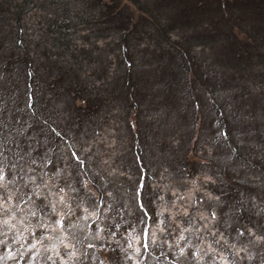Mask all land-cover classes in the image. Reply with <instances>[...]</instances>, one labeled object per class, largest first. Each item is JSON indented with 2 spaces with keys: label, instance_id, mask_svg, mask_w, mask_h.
Wrapping results in <instances>:
<instances>
[{
  "label": "trees",
  "instance_id": "16d2710c",
  "mask_svg": "<svg viewBox=\"0 0 264 264\" xmlns=\"http://www.w3.org/2000/svg\"><path fill=\"white\" fill-rule=\"evenodd\" d=\"M59 1L57 19L46 23L34 8L36 0H0V21L6 27L2 40L8 49L0 69L6 77L0 83V192L11 202L8 211L14 220L0 221V264H132V257L138 264H215L218 252L230 244L239 246H230L227 264H264V116L259 117L264 101L260 105L248 97L264 94L251 89L228 101L222 114L212 86L192 76L189 92L186 61L181 56L176 65L163 52L162 60L170 62L166 68L177 69L166 81L161 108L152 99L153 83L147 92L140 89L142 79L149 82L152 74L136 63L126 44L128 36L146 24L145 9L172 8L186 23L188 9L192 18L199 17L200 8L194 7L203 1L130 0L140 10L134 18L123 0H91L98 16L80 19L76 9H68L69 0ZM25 13L39 16L27 35ZM206 35L201 30L199 38L206 40ZM79 36L84 41L102 36L104 42L88 54ZM40 39L42 51L31 57L28 47ZM112 45L117 58L107 53ZM102 63L109 67L106 73ZM136 66L141 70L132 74ZM180 84L182 101L176 104ZM97 119L115 120L113 136L101 134ZM173 133L177 138L170 143ZM107 137L115 139L113 166L100 150ZM231 161L237 162L240 174L232 178L227 173ZM248 170L260 177L248 179ZM123 172H129L132 181ZM199 174L219 179L204 180L210 189H196L194 194L201 197L196 196L198 203L190 209L208 203L217 210L209 226L221 230L224 241L192 211L189 215L177 209L179 224L166 211L173 198L179 203L188 199L186 183L192 184V176ZM172 184L178 190L167 189ZM57 224L68 230L70 252L60 244L61 251L51 253L50 246L59 242L47 233ZM137 234L140 247L135 251L131 244ZM202 240L212 241L213 249L201 245ZM11 250L18 252L15 259Z\"/></svg>",
  "mask_w": 264,
  "mask_h": 264
},
{
  "label": "rangeland",
  "instance_id": "374dc122",
  "mask_svg": "<svg viewBox=\"0 0 264 264\" xmlns=\"http://www.w3.org/2000/svg\"><path fill=\"white\" fill-rule=\"evenodd\" d=\"M123 1L129 4L130 11L133 12L135 18L136 14L139 13L140 10L137 9L136 5L132 1ZM202 1L203 3L200 5V7H194L200 8L199 17L192 18V8H189V19L186 23H182L184 21L180 20L178 16L180 12H173L172 8L170 9L169 7H163L158 12H155L152 9H145V11L142 12V18L146 20V24H143L144 27L141 29V31L138 30L133 34H130L126 44L128 45L130 55L134 57L136 63L140 66L148 67L150 70L152 79L148 78V80L151 79L149 82H145L144 79H142L144 85H142L140 89L147 92L148 86L153 83L152 91H155V94L152 99H157L156 101L160 104L159 107L163 108V104L165 102L164 98H167L165 96V94L168 93L165 91L167 87L166 81L168 80L170 74L177 69L176 66L173 69L166 68L170 62L163 61L160 55L163 52H167L173 60H171V62L176 65L178 64V60L181 56L186 61L187 72H183L186 76V81L188 82L189 86L193 79L192 76L196 78L197 76L202 77L203 81H206V83L212 86L214 92L218 93V97L220 99L218 108L223 114V106L227 104L228 101H234L237 97H241L245 92L250 91L251 89H256L261 94H264V0ZM36 2L38 3V6L34 8L37 9V12L42 16L46 23H50L51 21H55L57 19L56 10L61 5L59 0H36ZM67 5L68 9L71 11L72 9H76V17H78V19L98 16L97 7L91 0H69ZM36 19H39L37 14H33L32 16L29 13H25L22 16V20L26 26L24 35L32 33L31 29L33 27V23H36ZM200 19L204 21V25L200 24L199 27L197 22ZM201 30L207 33L206 40H203L202 36L199 38ZM5 31V22L0 21V69L3 62L2 58L8 52L5 41L3 42L2 40V36ZM211 31L214 33H210ZM114 36L117 37L118 34H115ZM103 38L104 37L101 36L100 38H92L90 40L84 41L82 36L77 37L79 42H85L86 53L88 54L95 53L97 46L94 45H101L104 42ZM42 42L43 41L40 39L36 44L30 45L28 47V53L31 57L35 56L37 52L42 51ZM173 43L178 44L179 49L177 46L174 47L175 44ZM52 50L55 51V49ZM244 51H247V54H244ZM109 52H112L114 57L117 58L115 45H112V48L108 50L107 53ZM119 53H122L121 50ZM42 56L43 55L37 56L34 62H36ZM155 58H158L160 62H154ZM192 64L195 70L194 74L192 73ZM235 64L236 66H234ZM108 68L109 67L106 63H102L101 69L103 73H106ZM247 68L251 69L248 70ZM140 70L141 68H137L136 66L135 72H132V74H139ZM182 76L183 75H181L179 78L183 84ZM3 78L6 77L0 75V83ZM182 84L178 86L179 91L173 100V102H176V104H180L178 102L182 101ZM154 87L156 89H154ZM190 91L192 93V86H190L189 92ZM220 96L223 97V100H221ZM248 97H251L250 101L253 100L255 103L260 105L261 102L264 101V97L258 98L256 95H250ZM75 102L78 104H84L82 99H76ZM189 107L190 105L188 104V108ZM193 107L195 111L198 112L199 107L195 99H193ZM163 114L164 112L162 115ZM190 114L192 115L191 110ZM262 115L264 116V112L260 113L259 117L261 118ZM153 117L156 118V115H153ZM68 122L72 123L70 120H68ZM96 122L99 123L101 134L106 135V133L110 134L111 132V136H113L114 128H117L115 120L97 119ZM153 124L154 122L150 121V128L153 126ZM213 125V121H211L210 127H213ZM50 127L54 129L53 126ZM192 131L194 130L192 129ZM176 138L177 134L173 133L172 138H169L168 141L170 140V143L172 141L175 142ZM114 143L115 139L113 137H107L105 138V143L100 148V150L106 154L103 159L105 162L110 161L112 166V157L115 152ZM203 148L209 149L206 144ZM192 153L195 159L200 160L195 152ZM201 160L205 161L206 158H201ZM215 160L219 161L218 155L217 159ZM225 165L227 168V164ZM230 169L231 170L227 173L231 178L240 175L237 174L239 169L237 162L232 163ZM162 171L163 170H160L159 173ZM123 173L126 174L129 181H132L133 178L129 172ZM244 174H246L247 178L251 180L260 177L258 174H254L249 170ZM196 177H198L199 181ZM209 179L216 181L219 179V177L212 174H199L192 176V184L186 183L188 184V199L186 201L180 200V203L178 202V198L172 199V202L169 207L166 208V211H169L172 216L176 217L175 222L179 224V221H181L179 212L176 211L180 208L189 215H191L190 211H192L194 218L198 220L203 219L204 225L210 227L209 224L213 222L212 218L217 210L212 209L208 203H201L198 204L199 208L190 209V204L198 203L196 196H199L200 194H194V192H197L196 189L200 188L202 185L210 189V186L205 182ZM84 182L87 183V178H84ZM167 184L170 185L169 182ZM112 187L115 186L112 184L111 188ZM167 189L174 192L178 190V187L175 184H172L171 186L167 187ZM208 194L209 192H207V195L204 197H208ZM11 196L12 194H9L8 198L10 199ZM10 203V201L8 202L4 200L3 195L0 192V221H11L14 224V220L11 218L12 214L10 211H8ZM85 210L86 208L82 207L83 214ZM94 212L95 211L91 210L89 213L92 215ZM208 215L211 218H209ZM73 220L74 218L72 221ZM178 224H176V226H180ZM48 226L49 225H47V227ZM63 228L64 227L59 226L58 224L57 226L53 225L50 229V234L47 233L48 236H51V233L52 235L54 234L56 237L54 240L59 242L56 245L50 246L52 254L59 253L61 251L60 244L62 246L64 244L67 248H70L68 250L69 252L73 248L72 244L68 242V238L66 237L68 236V230ZM210 229L216 233L217 240H225L222 237L221 230L213 229V227H210ZM14 230H17V227H14ZM14 230H12L13 234ZM2 232H6V230L2 229ZM139 240L140 237L138 234L133 236L131 247L135 251H137L140 247ZM37 241L38 239H36V242ZM209 242L213 243L209 240H202L201 245L207 244L209 249H213V246L209 244ZM224 255L225 254L223 251H219L213 262L221 261L223 264H227L229 259ZM131 263L138 264L137 258L132 257Z\"/></svg>",
  "mask_w": 264,
  "mask_h": 264
},
{
  "label": "clouds",
  "instance_id": "9594fccd",
  "mask_svg": "<svg viewBox=\"0 0 264 264\" xmlns=\"http://www.w3.org/2000/svg\"><path fill=\"white\" fill-rule=\"evenodd\" d=\"M35 241H36V240H35ZM228 246L236 247V246H238V245L230 244V245H228ZM14 252H15V250H14Z\"/></svg>",
  "mask_w": 264,
  "mask_h": 264
},
{
  "label": "snow or ice",
  "instance_id": "6c2138e0",
  "mask_svg": "<svg viewBox=\"0 0 264 264\" xmlns=\"http://www.w3.org/2000/svg\"><path fill=\"white\" fill-rule=\"evenodd\" d=\"M0 179H2V176H0Z\"/></svg>",
  "mask_w": 264,
  "mask_h": 264
}]
</instances>
